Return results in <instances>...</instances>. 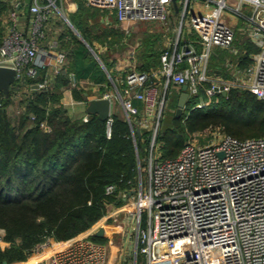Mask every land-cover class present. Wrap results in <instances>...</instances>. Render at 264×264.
Segmentation results:
<instances>
[{
  "label": "built area",
  "instance_id": "obj_1",
  "mask_svg": "<svg viewBox=\"0 0 264 264\" xmlns=\"http://www.w3.org/2000/svg\"><path fill=\"white\" fill-rule=\"evenodd\" d=\"M181 1L184 7L180 26L161 53L160 69L151 73L138 70L136 48H131L120 71L115 76L108 71L114 84L113 90L104 94L112 101L108 135L114 119V99L120 101L135 138L137 128L140 135L142 128L150 130L145 176L139 162L137 183L119 192L125 200L120 208L133 210L137 222L134 264H264V134L239 138L218 127L206 142L199 143L200 138L190 134L176 157L162 159L158 154L159 129L174 89L180 90L187 84L188 99L199 96L192 107L209 103L201 94L205 82H209L204 86L209 98L223 90L227 94L233 87L251 90L264 98V0ZM197 1L205 9H196ZM13 2L33 13L32 33L28 36L21 32L17 25L19 10H11L13 21L0 43V65L16 69L15 84L25 74L35 76L41 62L40 72L43 70L46 75L37 83L38 88L45 87L50 71L58 72L67 60L58 39L48 38L46 31L58 5L55 0ZM87 3L114 10L118 26L126 32L134 28L137 20L171 26L173 0ZM186 18L201 48L196 39L184 37ZM239 18L244 19L248 36L259 48L253 54V62L232 78L212 75L208 71L212 53L219 46L232 47L236 38L233 21ZM71 79L72 85L80 81L76 77ZM135 101H140L141 106ZM83 118L87 120L88 114ZM42 125L50 129L45 122ZM115 189V184L107 186L108 193ZM101 224L99 219L92 226ZM93 234L79 233L65 240L34 264H109L108 243L94 239ZM52 240L53 237H47L38 243L30 255L40 254ZM0 244H9L2 228Z\"/></svg>",
  "mask_w": 264,
  "mask_h": 264
},
{
  "label": "trees",
  "instance_id": "obj_2",
  "mask_svg": "<svg viewBox=\"0 0 264 264\" xmlns=\"http://www.w3.org/2000/svg\"><path fill=\"white\" fill-rule=\"evenodd\" d=\"M10 7L9 0H0V43L5 35L3 18ZM98 9L80 2V10L72 21L82 37L94 47V41L99 40L109 48H125L134 28L130 32L119 26L116 31L102 28L97 22ZM59 31L56 38L59 47L66 51L68 62L57 72L55 81L33 90L31 84L44 79L42 71L39 76L25 74L8 93L0 90V228L9 242L0 244V264L27 259L47 237L64 241L90 228L111 206L124 202L119 192L137 183L139 162L142 168L148 164L149 129L142 128L140 137L137 134L135 138L125 114L113 111L108 135L107 119L97 113L90 112L87 120L70 115L62 100L65 88H72L74 98L89 101L93 84L91 88L84 87L80 79L106 84L100 92L110 89L112 83L78 33L69 25L61 26ZM140 43L136 55L138 70L151 73L159 69L165 48L161 36H145ZM232 47L238 50L236 54L216 47L210 59L212 66L219 67L229 60L247 67L259 49L239 31ZM101 57L115 76L117 71H113L109 55ZM71 72L78 77L76 85H72ZM205 85L209 82L201 88V94L209 101L206 106L192 107L199 96H191L181 114L175 111L167 117L165 109L158 134L160 158L176 157L189 135L208 124L239 138L264 134V98L240 87L209 98ZM169 99H174L172 106L177 108V90ZM135 103L141 106L140 101ZM13 104L14 110L10 107ZM109 184H115L114 192H107ZM92 237L105 242L96 234Z\"/></svg>",
  "mask_w": 264,
  "mask_h": 264
},
{
  "label": "crops",
  "instance_id": "obj_3",
  "mask_svg": "<svg viewBox=\"0 0 264 264\" xmlns=\"http://www.w3.org/2000/svg\"><path fill=\"white\" fill-rule=\"evenodd\" d=\"M11 7L9 8V11L7 14L4 16V27H5V32L4 34H7L9 31V27L12 24V16H11V10H13L15 7L19 10V17H18V27L21 30V32L24 35L30 36L32 33V23H31V18L33 17V13L31 11L26 10L24 7L20 8L19 6H16L15 2L13 0H9ZM42 1H47V0H42ZM56 4L58 5L59 9H56L54 14L52 15L50 21H49V26L48 30V38L49 37H58V34L60 33L59 28L62 26L65 27V25H69L80 37H82L80 31L78 28L74 25L72 21V16L76 15L77 12L80 10V2H83L85 5H89L87 3V0H55ZM91 6V5H89ZM94 7V6H93ZM183 2L179 0L178 2V8L175 7L174 3L172 4V12L170 15V22L171 26L170 28L163 27L162 29L169 35V38H173L177 35V29L180 26V21L182 19V12H183ZM196 9L203 10L205 9L203 4L201 2H198L195 4ZM99 8V7H96ZM99 18L98 21L100 26L102 28L110 29L113 31L117 30L118 24H117V16L115 15L114 10L110 9H102L99 8ZM151 23L157 24L155 21H149ZM140 23L137 22L136 25ZM235 23H241L244 24V19L239 18L236 20ZM136 29V26H135ZM47 30V31H48ZM183 32H184V37L185 38H192L196 39V44L199 48H201V43L197 41V35L193 31V28L189 22V19H185L184 27H183ZM241 33L242 30H239ZM244 32V31H243ZM242 32V33H243ZM50 33V34H49ZM166 33L164 36L166 37ZM245 33V32H244ZM237 35V31H236ZM5 36V35H4ZM85 44H87L94 52L95 55L100 56L101 52H105L106 49L108 48V44H104L103 42L99 40H95L94 44L96 47L92 46L84 37H82ZM162 39V36H161ZM46 42V39L43 40ZM162 44L164 45V41L162 40ZM103 45V46H102ZM166 47V44L164 45ZM219 48H224V50H231L230 47H221ZM232 51V50H231ZM232 52L236 54L238 50L235 48ZM214 56V55H213ZM100 58V57H99ZM211 59V58H210ZM103 60V59H102ZM67 61V60H66ZM68 62V61H67ZM100 62V61H99ZM235 61H227L224 64L220 63L221 66H212V63L209 61V66H208V71L212 75H230V77H233L236 72L241 73L240 71L244 68L239 67L234 63ZM33 63L36 65L37 62L36 60L33 61ZM101 64V62H100ZM104 70L106 71L108 77L110 78L111 83L113 84L111 80V75L108 72L109 69L107 68L106 64L102 63L101 64ZM222 67V69L220 68ZM160 69V68H159ZM158 70V69H157ZM43 71V70H42ZM42 73V72H41ZM44 77L46 75V72H44ZM125 72H122L124 74ZM39 76V75H38ZM57 76V72L50 71V83H53L55 81V78ZM71 77H76V74L74 72H71L70 74ZM43 80V79H42ZM40 80V81H42ZM80 84L83 85L84 87H88V84L91 81L88 79H80ZM39 82V81H38ZM120 82L122 83L121 79ZM36 83V82H35ZM34 84V83H33ZM31 84V88L33 89ZM93 84V89H96V86H98V92H100V87H104L107 85L103 83H94ZM114 87V84L112 85V88ZM111 88V89H112ZM34 90V89H33ZM102 90V89H101ZM183 91V85L180 87V90H177V95L178 99ZM108 91H101L98 94L94 95H88L89 101L94 98V97H100L104 96L105 93ZM64 99L63 103L65 106L68 108V111L70 115L73 117H84L85 115L89 114L90 112L88 111L87 107L89 104V101L82 100V99H76L73 96L72 88H65L64 89ZM178 105V104H177ZM177 109V108H176ZM134 193V192H132ZM125 201V200H124ZM124 203V202H123ZM122 203V204H123ZM121 205V204H120ZM120 205L118 206H111L104 216L100 218V223L102 224L99 226H92L88 228L87 230L81 232L80 234H87L94 232L96 234V231L99 230L100 228H103V233L102 235H97L100 236L101 238H104V241L108 243L109 245V264H134V259H135V249H136V240H137V233L135 230V227L137 226L136 218L134 215L133 210H123L120 208ZM112 215V216H111ZM65 241V240H64ZM64 241H56L55 239L51 241V243L41 251L40 254L36 255H30L27 259L25 260H18L12 263H7V264H34L38 261H42V259L46 258L51 254L52 251H54L60 244H62ZM143 255L139 253V259H142Z\"/></svg>",
  "mask_w": 264,
  "mask_h": 264
},
{
  "label": "rangeland",
  "instance_id": "obj_4",
  "mask_svg": "<svg viewBox=\"0 0 264 264\" xmlns=\"http://www.w3.org/2000/svg\"><path fill=\"white\" fill-rule=\"evenodd\" d=\"M236 20L237 19H234L233 22L236 25L237 34H238L239 30H242V32L244 31L245 33L241 32L240 36L242 35V36L247 37L248 33L246 31V28H245L244 24L235 23ZM137 22H140V23H138L136 25ZM135 26H136V29H135ZM163 27H165V26H163L161 23H158V25H157V24L151 23L149 21H138L137 20L136 22H134V31L132 32V34L129 35L128 44H127V46L125 48H123V49H121V48L120 49H114L112 47L109 48V45H108V48L106 49V51L105 52H101L100 56L95 55L92 50H91V52L94 54L95 58H97V60L101 62V64L102 63L105 64V62L102 60L101 55L102 54L103 55L104 54L105 55H109L110 60L113 61V68H114L113 71L114 72L120 71V69L122 68V62H124V60H126L124 58L128 56L129 50H131V48H136V55H137L139 46H141L140 42H141L142 39L145 38V36H151L152 35V37H154V36H156L158 34L159 36H162L161 42L163 40L164 41V45L167 44V42L169 40V37H168L169 35L162 29ZM163 33L164 34L166 33V37L164 36ZM164 45H163V47H164ZM230 49L233 51V47H230ZM136 59H137V56H136ZM117 67L119 68L118 70L116 69ZM223 75L226 78H232V77H230V75H225V74H223ZM84 83L86 85L88 84V87L91 88L90 87V85H92L91 82L90 83H86V81H84ZM92 87H93V85H92ZM97 87L98 86H96V89H93L94 87L91 88L92 92L91 93L89 92L88 95H94V93L95 94L100 93V92H98V88ZM111 88H112V86H111ZM111 88L110 89H106L105 91H108V92L112 91L113 88L112 89ZM206 96L209 97L207 94H206ZM206 99L208 100V98H206ZM173 101H174V99H172V100L169 99L168 102H167V105H166V111H168L167 112V114H168L167 117H171L175 113V111L177 112V109L174 106H172ZM10 107H11L12 110H14L16 108L15 104L11 105ZM113 111H117V112H119L121 114L122 113L124 114L123 107L120 104V101L118 99H114L113 100ZM216 128H218V126H215V125H212V124H208V125H206L204 127H200L198 129H196L191 134H193V133L196 134L200 138L199 143H202V142H206V141L210 140V136L212 135V133L215 131ZM140 163H141V161H140ZM142 172H143V176H145V166L143 167Z\"/></svg>",
  "mask_w": 264,
  "mask_h": 264
},
{
  "label": "water",
  "instance_id": "obj_5",
  "mask_svg": "<svg viewBox=\"0 0 264 264\" xmlns=\"http://www.w3.org/2000/svg\"><path fill=\"white\" fill-rule=\"evenodd\" d=\"M173 3L175 7L178 8L177 0H173ZM40 64L37 65L35 76H38L40 74L41 71ZM15 80H16V69L12 66L0 65V90H3L6 93H8ZM32 87L35 90L39 87V84L36 82L32 85ZM187 88L188 85L184 84L183 91L181 92L178 99L177 115L181 114L184 107L186 106L189 97V92ZM222 92L223 94H226V91L223 90ZM111 104L112 101L110 97L107 96L94 97L89 101L87 109L89 112L97 113L102 119H107L111 113ZM136 131L137 134L140 135V128H137ZM132 192L133 191H131V193ZM103 231H104L103 228H100L99 230L96 231V234L102 235ZM5 264H7V261H5Z\"/></svg>",
  "mask_w": 264,
  "mask_h": 264
}]
</instances>
